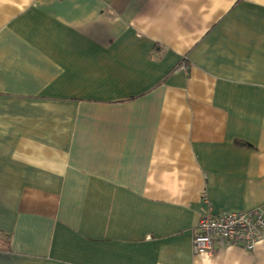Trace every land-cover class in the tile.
Instances as JSON below:
<instances>
[{"label": "crops", "instance_id": "1", "mask_svg": "<svg viewBox=\"0 0 264 264\" xmlns=\"http://www.w3.org/2000/svg\"><path fill=\"white\" fill-rule=\"evenodd\" d=\"M252 210L264 0H0V264H264L193 252Z\"/></svg>", "mask_w": 264, "mask_h": 264}, {"label": "built area", "instance_id": "2", "mask_svg": "<svg viewBox=\"0 0 264 264\" xmlns=\"http://www.w3.org/2000/svg\"><path fill=\"white\" fill-rule=\"evenodd\" d=\"M202 197L206 199V194ZM260 242H264V214L261 210L222 214L209 212L199 223L193 252L196 255L211 254L217 247L241 248L253 253Z\"/></svg>", "mask_w": 264, "mask_h": 264}]
</instances>
